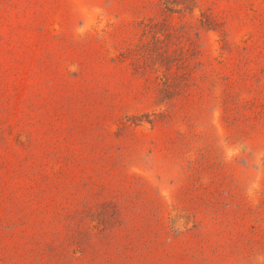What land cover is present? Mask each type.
Wrapping results in <instances>:
<instances>
[{
  "label": "rangeland",
  "instance_id": "374dc122",
  "mask_svg": "<svg viewBox=\"0 0 264 264\" xmlns=\"http://www.w3.org/2000/svg\"><path fill=\"white\" fill-rule=\"evenodd\" d=\"M264 264V0H0V264Z\"/></svg>",
  "mask_w": 264,
  "mask_h": 264
},
{
  "label": "crops",
  "instance_id": "0c3cea01",
  "mask_svg": "<svg viewBox=\"0 0 264 264\" xmlns=\"http://www.w3.org/2000/svg\"><path fill=\"white\" fill-rule=\"evenodd\" d=\"M154 264H156V262H154Z\"/></svg>",
  "mask_w": 264,
  "mask_h": 264
}]
</instances>
